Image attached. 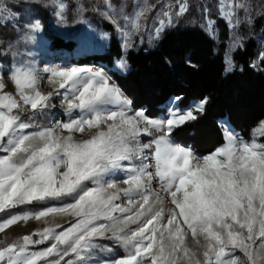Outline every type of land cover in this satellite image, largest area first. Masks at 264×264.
Here are the masks:
<instances>
[{
  "label": "snow or ice",
  "instance_id": "snow-or-ice-1",
  "mask_svg": "<svg viewBox=\"0 0 264 264\" xmlns=\"http://www.w3.org/2000/svg\"><path fill=\"white\" fill-rule=\"evenodd\" d=\"M46 6L66 22L65 0ZM156 7L143 0L127 13L126 5L103 0L99 11L127 50ZM160 7L150 43L189 10L186 0ZM203 12L214 37L215 22L207 7ZM218 13L233 31L240 13L251 23L247 0H218ZM21 20L15 0H0V32L17 33L14 42L0 44V55L14 60L0 65V264H264V143L256 139L264 137V121L251 141L225 125L223 144L200 156L173 137L204 114L208 97L186 111L172 107L167 116L150 118L133 110L103 68L36 67L19 46L43 26L39 19ZM242 40L233 35L232 51ZM225 62L231 71L230 53ZM259 65L264 50L250 67ZM115 67L127 71V60ZM45 80L48 91H42ZM57 99L67 119L37 123ZM181 100L173 98L176 105ZM30 221L43 226L9 239L12 226ZM103 241L124 254L112 255Z\"/></svg>",
  "mask_w": 264,
  "mask_h": 264
},
{
  "label": "trees",
  "instance_id": "trees-1",
  "mask_svg": "<svg viewBox=\"0 0 264 264\" xmlns=\"http://www.w3.org/2000/svg\"><path fill=\"white\" fill-rule=\"evenodd\" d=\"M252 4V22L245 30L243 47L232 53L233 68L229 72H225L224 60L228 31L221 19L219 44L198 23H178L168 28L152 48L130 49L125 73L112 69L122 49L113 25L104 23L109 35L106 50L73 62L101 63L132 107L142 109L149 117L163 112L171 97H182L181 106L208 97L204 114L175 131L173 139L182 146L202 154L214 150L223 142L220 118H227L245 141H251L253 130L264 121V65L250 67L264 50V0H252ZM44 28L51 49L73 48L72 41ZM13 33L11 27L3 29L0 40ZM259 140L264 143V137Z\"/></svg>",
  "mask_w": 264,
  "mask_h": 264
},
{
  "label": "rangeland",
  "instance_id": "rangeland-1",
  "mask_svg": "<svg viewBox=\"0 0 264 264\" xmlns=\"http://www.w3.org/2000/svg\"><path fill=\"white\" fill-rule=\"evenodd\" d=\"M65 2L69 5V7L65 12L66 22L61 24L58 22V18L54 14L52 8L46 6L48 0H15V9L18 11L19 16L22 17L21 20L22 23L24 21H28L32 19H39L43 26L39 32L32 34L34 36L33 40L28 41L26 43L21 42L19 46L20 52L24 54L25 58L30 59L36 65V67L40 69H43L45 66H54V65H66V66L79 65V66L92 67V68H103L101 66L102 65L101 63L75 64L73 62L74 59H78L85 55L102 53L107 48L109 35L107 30L103 27V25L104 23H110V22L106 20L100 14L99 11V8L103 7V0H65ZM111 2L114 5H116L117 8H119L121 5H126V12L131 13L133 11V5L138 2H143V0H111ZM149 2L156 4L157 7L153 12L149 14L147 19L142 21L141 32L131 36L130 43L133 46L128 48L127 50H125L122 47L124 40L121 37V35L116 31V28L112 24L114 27L115 35L118 38L122 49L121 56L118 59H116L112 65V69H114L119 73H125L126 71L124 72L118 71L115 67V64L121 57L126 59L127 52L130 49H139V48L150 49L155 45L157 40H154L150 43L149 36L153 33L154 28L157 26V14L161 10L160 6L163 4L175 5L177 3V0H149ZM247 2L250 4L252 8L253 7L252 0H247ZM186 3L189 6L188 12L182 17L174 18V25L178 23H189V24L198 23L205 30L204 26L206 25L207 21L204 19L205 14L203 12V9L204 7H207L209 9V13H208L209 18L215 22V36L214 37L211 36V38L217 44L220 43L218 20L221 19L225 23L226 29L228 31L225 49H224V60L226 61V53H230L232 58V53H233L232 48L234 47L232 43L233 35H238L243 38L245 30L251 24L248 23L247 20L245 19V14L240 13L241 23L235 29V31H233L229 27L227 22L224 19H222L218 13V0H186ZM78 7H82V13L77 11ZM173 10L176 9L173 8ZM251 22H252V18H251ZM121 23L123 24L124 21L121 20ZM44 27L47 28V31L56 34L60 38L64 40L72 41L73 48L70 50L51 49L49 47V40L45 36ZM103 34H107V39H101ZM16 37H17V33L14 31L13 35L10 38L4 41L0 40V44H7L8 42H14V38ZM257 39L259 40V37H257ZM13 62H14L13 57L10 54L0 55V65H3L4 67L7 68L10 67L13 64ZM225 67H226V62H225ZM128 69H129V65H128ZM8 90H12L11 85L9 86ZM48 90L50 89L48 88L45 80L43 82L42 91H48ZM124 95L126 96L125 93ZM173 98L174 97H171L164 104L163 112H161L157 116L150 118L159 119L165 117L168 114L169 108L172 107H179L181 111H186L192 108L199 101L197 99L191 100L186 105L181 106L180 104L176 105L173 102ZM54 102L56 103V108L49 110L46 117L38 118L36 121L37 123L50 125L55 121H62L67 119V116L64 114L63 109L60 107L59 99L55 100ZM132 108L133 110H142L140 108H134V107ZM219 125L221 126V129L225 125H227L228 127H230L231 130H233L241 138H243L239 134V132L230 124L227 118H220ZM258 126L255 129H257ZM253 132H252V139H253ZM259 138H260L259 136L256 137V139L260 142ZM146 139L147 138H145V140ZM174 142L179 144L175 140ZM222 144H220L219 146H221ZM219 146H217L216 148H218ZM214 150H212L211 152H213ZM211 152L205 154L198 152L196 153L200 156H203L210 154ZM119 175L122 176L123 174L121 173ZM3 218H5L4 215L0 214V219ZM42 226H43L42 224H39L35 221H30L27 225L20 224L18 226H12L8 230V237L9 239H11L23 234H27L28 232L36 228H40ZM0 239H3V234H0ZM102 243L112 249V255L115 256V255L124 254L123 250L114 242L103 241ZM39 247H43V246H38V248Z\"/></svg>",
  "mask_w": 264,
  "mask_h": 264
}]
</instances>
